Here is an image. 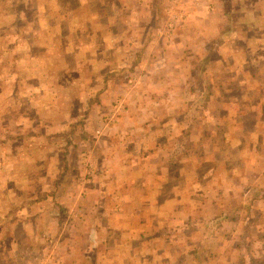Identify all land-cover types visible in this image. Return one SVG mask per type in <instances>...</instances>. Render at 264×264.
<instances>
[{
  "label": "rangeland",
  "instance_id": "374dc122",
  "mask_svg": "<svg viewBox=\"0 0 264 264\" xmlns=\"http://www.w3.org/2000/svg\"><path fill=\"white\" fill-rule=\"evenodd\" d=\"M170 1L0 0V264H57L61 257L58 243L73 236L70 229L74 226L83 227L85 223L84 230L89 231L92 219L97 217L96 211L88 218V214L85 213V217L78 209L77 200L70 198L75 190H87V186H95L105 177L101 184L107 194L103 198L99 195L101 207H114L122 191L130 194L137 190L134 175L139 172L134 173L132 167L140 158L149 166L154 155L146 150L138 157L134 141L125 143L123 135L116 134V125L120 121L123 130L136 128L133 119L126 117L136 111L134 99L142 93L145 94L140 99H145L144 103H151V91H157V96L164 97L168 105L173 98L169 87H151L143 81L138 84L140 71L135 70L134 62L143 49L148 50L149 32L153 28L172 29L170 32L179 31V35L185 28L190 30L203 12L200 5L178 20L177 6L192 0H172L173 4H169ZM224 4L223 11L231 19L228 27L236 25V30L246 31L253 38L258 32L256 28L264 29V0H224ZM162 39H151L150 50L155 45L164 49L163 54L159 49L160 69L154 72L171 74L172 69L162 68L161 61L166 59L167 67L171 66L169 61L174 60L183 44L172 50L176 39H170L174 43L169 45L172 51L169 52ZM253 44L260 45L256 39ZM166 51L172 58L167 57ZM192 108L189 107L190 113L195 112ZM160 109L163 111L158 105L157 110ZM11 136H17L16 140L9 139ZM237 136L239 133L234 134L233 141ZM108 142L112 146L106 151ZM235 149L230 155L238 160L242 154ZM104 153L115 160L121 159L124 166L113 164L118 169L115 174L112 166L108 167L111 174L102 164ZM184 153L181 150L175 154L184 157ZM196 158L189 161L194 162ZM208 167L207 177L198 180L199 175L204 174L200 173L201 167L197 174L194 164H189L188 182L178 183L183 187L177 190L188 194L189 198L183 196L182 201H167L160 213H143L136 220L125 211H119L100 214L97 222L108 221L135 231V235L126 233L122 237L130 236L136 243L135 225L147 223L151 216L155 224L152 246L156 245L157 249L165 242L185 236L186 233L181 234L178 229L187 222L192 225L187 230L189 264H202L208 252L212 254L209 247L216 249L221 236L230 238L232 228L226 210L221 213L223 216L216 215L219 210L213 204L220 202L234 207L238 202L242 207L241 204L254 199L251 195L245 196L250 188L256 191L258 186L264 187V181L257 178L248 181L250 183L236 182L232 174H224L217 164ZM202 168L207 170L205 165ZM247 171L252 170L247 168ZM126 184L130 187L122 189ZM146 184L148 191L154 193L148 204H157L154 200L159 199L153 183ZM59 189L64 191L61 197ZM44 192L50 195L45 204H35L31 196H42ZM235 193L239 196L235 197ZM255 202L256 208H264V197ZM31 204L32 210L28 208ZM228 211L235 218L239 213ZM252 212L248 211L249 217L258 216L257 210ZM52 219H56L55 226L49 227L48 221ZM132 222L135 224L131 225ZM257 222L264 225V218L258 217ZM201 233L204 234L201 236ZM251 259V264H260L255 256ZM139 264L162 263L147 259Z\"/></svg>",
  "mask_w": 264,
  "mask_h": 264
},
{
  "label": "crops",
  "instance_id": "0c3cea01",
  "mask_svg": "<svg viewBox=\"0 0 264 264\" xmlns=\"http://www.w3.org/2000/svg\"><path fill=\"white\" fill-rule=\"evenodd\" d=\"M170 3L173 4L172 0ZM200 5L203 7V12L200 13L202 17L194 22L196 24L190 30L183 29L184 33L178 35L179 31L170 32L172 29L153 28L149 32L148 50L143 49L138 60L134 62L135 70L140 71L138 84L143 81L145 85L151 87L158 85L169 87L170 96L173 98L168 105L164 97L157 96V91L154 93L151 91V103H144L145 99H140L145 94L142 93L140 97L134 99L136 111L128 115L122 114V116L127 115L126 118H132L136 128L123 130V123L120 121L116 125V134H122L125 143L134 141L138 157L146 150L153 152L154 155L149 161V166L137 157L138 164L132 167L134 173L139 172L134 175L137 190L130 194L122 191L114 207L98 205V201L107 194V189L101 184V180L105 177L99 179L95 186H87V190L84 188L77 189V192L75 190L70 198L77 200V204L80 205L78 209L88 214V218H91L92 211H96L94 215L97 217L92 219V226L88 225L91 226L89 231L84 230L85 227L87 228L85 223L83 227L74 226L70 229L73 236L58 243V254L61 257L58 258L60 261L57 260V264H65V262L66 264H139L147 259L154 263L160 261L162 264H189L187 230L192 225H188L187 222L178 229L181 234L184 231L185 236H181L180 240H172V243L165 242L163 247L157 249L156 245L152 246L155 233L153 217L150 216L145 224L135 225L138 236L144 235V238L139 239L137 236V241L134 243L130 236L135 235V231L125 230L121 225L108 221L97 222L101 219L99 215L125 211L124 213L130 214L137 220L143 213L153 215L162 212L166 208L167 201H182L183 196L189 198L188 194L177 191L183 187L178 183L188 182L189 164H194L197 174L204 173L199 175L198 180L207 177L208 165L217 164L221 172L232 174L236 182L242 180L248 182L255 178L264 181V29L259 31V28H256L258 32L253 38L246 31L236 30V25L228 27L231 19L223 11L224 0H192L190 3L184 1L177 6L175 13L180 12L177 19H183ZM166 9L169 13V5ZM192 18L196 17L192 16ZM155 37L163 38V46L167 47L168 51L169 45L174 43V41L170 42L172 38L176 39V46L173 44L172 50L183 44L180 51L175 53L174 60L169 61L171 66L167 67L166 59L161 61L160 66L164 69H172L171 74L166 72L161 75L154 72L157 68L160 69L158 53L159 49H162L155 45L150 50L151 39ZM178 39L181 41L178 42ZM253 39L258 40L260 45L255 46ZM163 51L164 49L160 53L163 54ZM169 52L166 51L167 57L172 58L173 55ZM155 104L161 106L163 111L157 110L158 105ZM190 106H193L194 113H190ZM235 133H239V136L233 141ZM105 145L106 151L107 147L112 146L109 142ZM235 148H238L242 154L238 160L230 155L231 151L236 150ZM181 150L185 152L184 157L175 154ZM195 157L197 158L194 162L189 161L190 158L194 160ZM115 163L124 166L121 159L115 160L104 153L102 164H105L106 168L112 166L113 174L118 172L113 166ZM203 165L207 166V170L202 168ZM241 166L250 168L251 173L247 168L241 169ZM108 170L111 171L110 168ZM149 181L157 191L156 198L159 200H154V203L158 202L157 204H148L151 203L150 197L154 194L148 191L149 185L147 187L146 183ZM126 186L130 187V184L124 185L122 189ZM185 191L188 192V188ZM203 191L206 193L205 189ZM263 191L264 187L258 186L256 191L250 188V191L245 193L248 198L250 195L254 198L249 207L242 206L243 204L239 207L238 202L234 207L220 202L213 204L219 210L215 212L216 215L226 210L232 228L230 238L221 236L216 242V249L209 247L212 254L209 251L206 261L202 264H251L253 256L260 264L264 263V225L257 222L258 217L264 218V208H256L255 202L257 198L264 197ZM58 192L60 197L64 194L60 189ZM234 192L235 190L231 194ZM41 194L42 196H31V199L36 201L35 204L37 202L40 203L39 205L45 204L47 196H50L45 192ZM196 194L202 196L204 193ZM234 195L239 196L238 193ZM208 197L212 198L210 195ZM65 198H68L67 194ZM58 202L61 203L59 198ZM32 206L31 204L28 208L32 210ZM228 210L234 211L233 214L235 211L239 213L235 218ZM255 210L258 216L249 217V214H253L252 211ZM48 223L49 227H54L56 219L49 220ZM134 224L135 222H132L131 225ZM34 226L35 224L33 228ZM198 229L201 231V227ZM126 233L130 236L122 237L127 235ZM195 252L196 255L199 254V251Z\"/></svg>",
  "mask_w": 264,
  "mask_h": 264
},
{
  "label": "trees",
  "instance_id": "16d2710c",
  "mask_svg": "<svg viewBox=\"0 0 264 264\" xmlns=\"http://www.w3.org/2000/svg\"><path fill=\"white\" fill-rule=\"evenodd\" d=\"M226 12H227V9H226ZM10 138L16 140L17 136H16V137H12V136H11V137H9V139H10ZM27 201H28V200H27ZM251 203H252L251 201H247V202H246L245 204H243L242 206H247V207H249V206L251 205ZM262 233H263V232H262Z\"/></svg>",
  "mask_w": 264,
  "mask_h": 264
}]
</instances>
